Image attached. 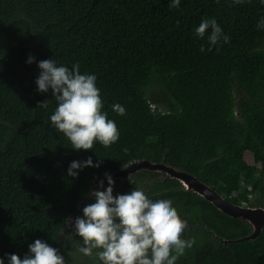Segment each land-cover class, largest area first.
Segmentation results:
<instances>
[{
    "label": "trees",
    "instance_id": "trees-1",
    "mask_svg": "<svg viewBox=\"0 0 264 264\" xmlns=\"http://www.w3.org/2000/svg\"><path fill=\"white\" fill-rule=\"evenodd\" d=\"M206 17L229 43L209 51L211 29L195 36ZM261 18L260 0H181L179 8L170 0H0V257L23 258L40 239L60 249L65 264H98L79 251L82 239L68 223L94 203L93 190H104L99 181L107 188L110 173L114 196L136 188L153 200L171 198L187 222L182 238L195 241L176 264H264V230L254 241L235 242L252 232L248 222L165 172L124 173L143 160L165 162L234 204L264 208ZM29 56L36 62L26 63ZM49 59L97 76L103 111L120 133L116 143L77 151L50 126L56 102L35 84L38 62ZM156 89L170 108L156 106ZM44 101L47 108L39 106ZM117 103L125 116L113 111ZM89 156L101 167L67 175L72 161Z\"/></svg>",
    "mask_w": 264,
    "mask_h": 264
},
{
    "label": "clouds",
    "instance_id": "clouds-1",
    "mask_svg": "<svg viewBox=\"0 0 264 264\" xmlns=\"http://www.w3.org/2000/svg\"><path fill=\"white\" fill-rule=\"evenodd\" d=\"M180 3L181 0H170V7L179 8ZM232 3L241 4L244 0H232ZM260 3L264 4V0ZM258 27H264V18ZM209 28V51L218 44L230 42V37L214 17L202 18L194 29L195 36L204 37ZM203 47L201 44V49ZM34 62L33 56L26 60L28 64ZM37 66L40 69L35 80L37 91L47 93L51 90L56 102L55 111L49 118L50 126L70 141L72 149L93 150L94 143L108 148L119 140L115 121L103 111L95 74H82L79 63L69 67L54 59L39 61ZM39 106L47 108L48 101ZM112 109L120 116L127 114L119 103L112 105ZM101 164V160L94 162L91 156L83 161L74 160L67 175L76 178L84 168H99ZM104 175L107 188H104L103 180L99 181L104 190H93L94 203L86 205L82 216L68 223L75 236L82 239L83 246L79 251L84 256L95 255L98 264H176L195 241L182 238L187 222L181 219L171 198L153 200L136 188L114 196L115 181L110 173ZM0 264H65V257L60 249L36 239L28 245L23 258L5 254L0 257Z\"/></svg>",
    "mask_w": 264,
    "mask_h": 264
},
{
    "label": "water",
    "instance_id": "water-1",
    "mask_svg": "<svg viewBox=\"0 0 264 264\" xmlns=\"http://www.w3.org/2000/svg\"><path fill=\"white\" fill-rule=\"evenodd\" d=\"M152 170L158 172H165L172 178L178 180L184 187L189 191H193L202 198L212 203L222 213L232 218H240L248 222L252 226V232L242 238L234 240L235 242L240 241H254L256 240L264 230V208L263 207H251L234 204L224 198L220 193L209 185L200 181L197 177L191 174L180 171L170 167L165 162L152 163L147 160L136 162L131 164L127 169L124 170L126 174H132L141 170ZM117 175V174H116ZM233 240H224V243H233Z\"/></svg>",
    "mask_w": 264,
    "mask_h": 264
},
{
    "label": "rangeland",
    "instance_id": "rangeland-1",
    "mask_svg": "<svg viewBox=\"0 0 264 264\" xmlns=\"http://www.w3.org/2000/svg\"><path fill=\"white\" fill-rule=\"evenodd\" d=\"M152 100L155 102L156 106L159 105L161 108H164V107L165 108H170L172 106V102L169 100V98L167 97V95H165L162 91H158L157 89L152 94ZM155 104H154V107H155ZM245 161L249 165H254L255 164L254 157L250 153L247 154V156L245 158ZM183 188L185 190H187L186 187L183 186ZM250 197L253 199V201H255V199L258 198L255 194H251ZM243 205L244 206H247V204H243Z\"/></svg>",
    "mask_w": 264,
    "mask_h": 264
},
{
    "label": "flooded vegetation",
    "instance_id": "flooded-vegetation-1",
    "mask_svg": "<svg viewBox=\"0 0 264 264\" xmlns=\"http://www.w3.org/2000/svg\"><path fill=\"white\" fill-rule=\"evenodd\" d=\"M243 205V204H242ZM256 207H258V206H256Z\"/></svg>",
    "mask_w": 264,
    "mask_h": 264
}]
</instances>
